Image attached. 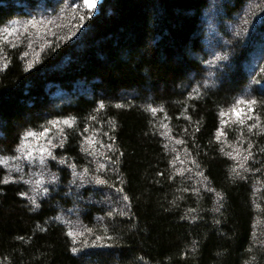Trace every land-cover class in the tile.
Returning <instances> with one entry per match:
<instances>
[{
	"label": "trees",
	"instance_id": "trees-1",
	"mask_svg": "<svg viewBox=\"0 0 264 264\" xmlns=\"http://www.w3.org/2000/svg\"><path fill=\"white\" fill-rule=\"evenodd\" d=\"M210 6L0 0V180L27 133L47 128L61 183L38 208L27 185L0 183V264H264V103L241 122L221 116L264 101V0H221L212 51ZM44 20L58 25L39 31ZM77 173L97 200L79 203L78 237L65 221Z\"/></svg>",
	"mask_w": 264,
	"mask_h": 264
},
{
	"label": "rangeland",
	"instance_id": "rangeland-1",
	"mask_svg": "<svg viewBox=\"0 0 264 264\" xmlns=\"http://www.w3.org/2000/svg\"><path fill=\"white\" fill-rule=\"evenodd\" d=\"M220 1L221 0H211V6L208 9V13H207V18H206V24L208 27V31H207V36H206V46L207 48H210V50L212 51L213 46L216 44H213L216 40H214L215 38V31H216V27H215V18L217 15H219V12H222V10L220 9V7H218L220 5ZM101 2V0H98L96 8L93 10H96L99 3ZM65 10L64 12H62V14H60V18L58 17L57 20L60 24H64L68 21L69 19V14H70V9H63ZM248 15V12H245L244 17ZM57 20H54L52 22H50L49 20H44V21H39L38 25L44 26V28H41V26H39V28H41L39 31L41 30H45L47 29V23H49V25H51V27H56L58 25ZM240 19L237 18V24H239V27L241 26H245V24H240L239 23ZM231 30L234 32L235 29L231 26L230 27ZM53 29V28H51ZM218 44V43H217ZM214 53V52H213ZM212 53V54H213ZM216 65H212L211 67H215ZM238 110H242L243 113L245 112L244 109L247 108L246 103L240 105H235L233 106ZM232 107V108H233ZM230 108L227 112H226V117L224 119V121H235V122H241L242 120H244L245 115H242L241 119L238 121L237 118L232 114L231 109ZM42 136L43 135H36L33 137H29L26 136L25 140L22 144V146L17 150V155L16 158L14 159H8L5 160V168L8 171L9 174V179L10 181L12 180L13 177H15V181L14 182H18V183H23L25 185H27L28 187V196L29 197H33L37 200V202L44 197H48L52 191H58L61 189V183H60V177L58 176V174L55 171H52L50 168V157L47 156V154L45 153V155L43 156V159L45 161L44 165H41L39 163L40 159L42 158L39 152V148H44L46 150H48V146L42 144ZM44 147H43V146ZM39 146V148H38ZM231 149V148H230ZM233 152L235 153L234 156L236 158V156L239 154V152L236 149H232ZM33 152V155L35 157V163H32L28 160H25L23 157L28 153V152ZM61 163H59V167H61ZM19 168L20 171H16V169ZM75 182L71 183L70 185V192L72 193V197L74 201H78V203L74 204V208H72L73 210L68 211L67 213V217L65 219V221L67 222V225L69 227V229L71 230V233L75 236H79L82 233V228L84 227L81 219L79 218V214H78V207H79V203H81V201H97L96 199H94L93 197H90V199L86 200L84 198H82V194L84 192V190L90 188L92 186V183L89 182L84 175L80 174H75ZM39 182V183H38ZM90 185V186H89ZM89 186V187H88ZM44 188L48 189V192L45 193L43 190ZM68 192V193H70ZM102 197L101 199L103 200L104 203L109 201V195L107 196L106 192H101ZM95 200V201H94ZM80 201V202H79ZM75 203V202H74ZM84 203V202H82ZM96 203V202H95Z\"/></svg>",
	"mask_w": 264,
	"mask_h": 264
},
{
	"label": "snow or ice",
	"instance_id": "snow-or-ice-1",
	"mask_svg": "<svg viewBox=\"0 0 264 264\" xmlns=\"http://www.w3.org/2000/svg\"><path fill=\"white\" fill-rule=\"evenodd\" d=\"M97 2H98V0H83V6H84V8H86L87 10H88V12H91L93 9H95L96 8V5H97ZM75 7L77 8V9H79L81 6L80 5H75ZM85 15H87V13L85 14ZM80 19L81 20H83V19H85V16H81L80 17ZM78 27H79V25H78ZM9 30L8 29H5V32H8ZM12 31H15L14 29L12 30ZM14 46V45H13ZM217 59L219 60L220 59V57H217ZM258 83H260L261 81H257ZM237 103L238 104H242V103H247V104H249V105H256V104H258V103H264V101H258V100H256V99H250V100H238L237 101ZM100 107H103V105H101ZM151 111L153 112V113H155L157 110L155 109V108H153V109H151ZM248 111L249 112H255V108L254 107H251V108H249L248 109ZM231 112H232V114L237 118V120L239 121L240 119H241V117H242V115H243V111L242 110H238V109H236L235 107H233L232 109H231ZM224 115H226V113H221V116H224ZM93 119H94V117H93ZM189 119H190V117H189ZM249 119H252V117H249ZM64 123L65 124H69V121H67V120H65L64 121ZM224 123H226V121L224 122ZM70 126V125H69ZM256 127V125L255 124H251V125H249V130L251 131V129H253V128H255ZM199 129L197 128V131H198ZM50 131V129H47V128H45L44 130H43V132L42 133H40L39 135H45L46 136V134L48 133ZM185 131H187V129H185ZM85 132H87V129H85ZM217 132H218V134L219 135H226V133L224 132V130H223V127H221V128H218L217 129ZM37 135V133H35V132H28L27 133V136H29V137H33V136H36ZM45 142L46 143H51V141L50 140H45ZM177 143H183V141H181V140H177ZM104 147H106V148H110L111 147V145H104ZM38 148H39V146H38ZM250 149H251V145H249V155H251V152H250ZM39 152H40V155H41V159H40V161H39V163L41 164V165H44L45 164V161H44V159H43V156L45 155V153L47 154V156L48 157H50V158H52V159H56V157L53 155V153L51 152V151H49V150H46V149H44V148H39ZM89 155H92V153H88ZM25 160H28V161H30V162H32V163H35V157H34V155H33V152H28L24 157H23ZM178 158V157H177ZM106 159H109V160H111V158L110 157H106ZM248 159V157H245V160H247ZM60 163H66V161L65 160H60ZM192 163H195V161H193ZM72 167H75V165H72ZM241 167H243V165H241ZM99 169H106V164H104V163H100L99 164ZM235 170V169H234ZM16 171H20V169L19 168H17L16 169ZM88 171H89V169L88 168H85L84 169V174L85 175H87V173H88ZM199 175H203L202 173H199ZM15 181V177H13L12 178V180L10 181L9 179H2V180H0V183H9V182H14ZM96 182L97 183H100V184H107V181L106 180H101V179H99V177H97L96 178ZM39 183V182H38ZM109 187H113V185H108ZM45 193H47L48 192V189L47 188H44V190H43ZM116 191L117 192H123V189L122 188H117L116 189ZM20 195L22 196V197H26V198H28L29 200H30V202H31V205L34 207V208H38L40 205L37 203V200L35 199V198H33V197H29L28 196V194L27 193H24V192H22V193H20ZM123 199L125 200V201H127L128 200V197L125 195L124 197H123ZM222 199V198H221ZM221 207H222V205H221ZM189 211H193L192 209H190ZM217 211H219V209H217ZM89 231H91V230H89ZM68 235H72V233L71 232H69L68 233ZM109 239H111V237H108ZM97 239H104V237H97ZM79 249H77V248H75V247H73L72 248V252L74 253V254H77V253H79Z\"/></svg>",
	"mask_w": 264,
	"mask_h": 264
}]
</instances>
